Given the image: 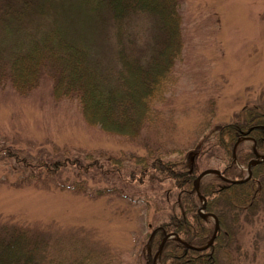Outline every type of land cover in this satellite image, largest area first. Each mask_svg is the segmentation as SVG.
<instances>
[{"label":"rangeland","instance_id":"1","mask_svg":"<svg viewBox=\"0 0 264 264\" xmlns=\"http://www.w3.org/2000/svg\"><path fill=\"white\" fill-rule=\"evenodd\" d=\"M180 1L183 56L157 104V122L137 139L89 125L75 100L55 98L48 76L26 95L10 83L0 87V226L63 237L68 255L78 253L75 242L86 238L110 248L119 264H146L145 237L153 228L148 223L169 211L178 194L169 176L148 165L149 148L151 157L191 164L198 174L224 168L214 148L218 126L243 107L264 102V0ZM109 15L105 23L97 21L84 0H43L27 25L38 36L61 26L96 45L104 62L115 59L120 45L152 39V17L130 15L120 23ZM2 29L0 53L17 40ZM7 149L32 163L6 157ZM38 161H63L64 167L48 174L35 167ZM236 227L237 240L221 253L222 264H264V213L254 224L241 218Z\"/></svg>","mask_w":264,"mask_h":264},{"label":"trees","instance_id":"2","mask_svg":"<svg viewBox=\"0 0 264 264\" xmlns=\"http://www.w3.org/2000/svg\"><path fill=\"white\" fill-rule=\"evenodd\" d=\"M84 1L95 12L97 21L104 23V16L109 14L120 23L121 18L130 15L152 17V39L136 47L120 45L115 59L104 62L96 45L73 37L61 26L46 30L43 36L29 29L27 21L37 14L43 0H0V26L17 39L0 53V87L10 83L16 92L26 95L48 76L55 98L75 100L89 125L137 139L157 122V104L167 96L183 56L181 1ZM118 38L116 34L115 42ZM248 140L253 141L250 147L244 144ZM153 148H149L145 160L148 158L153 170L164 172L174 181L178 194L169 211H164L155 223H148L153 228L145 237L146 264H154L163 238L170 233L184 242L167 239L157 264H222L221 253L233 248L240 219L254 224L264 213V162L253 165L251 178L239 182L246 172L234 159L236 154L237 162L247 167L256 157L254 148L264 154V102L243 107L231 122L218 126L214 148L225 164L221 170L224 178L211 174L200 181V193L206 199L204 211L215 214L220 223L218 235L206 249L190 248L205 246L215 230V222L199 212L202 199L195 188L199 171L179 160H165L159 155L153 158ZM8 149L6 157L18 159L24 166L32 163ZM198 150L201 155L203 150ZM74 161L70 165L80 164ZM35 167L54 174L63 169L64 162L38 161ZM82 239L75 242L78 253L72 256L65 253L62 244L67 240L63 237L55 238L52 233L23 225L3 224L0 264H119L110 248Z\"/></svg>","mask_w":264,"mask_h":264},{"label":"water","instance_id":"3","mask_svg":"<svg viewBox=\"0 0 264 264\" xmlns=\"http://www.w3.org/2000/svg\"><path fill=\"white\" fill-rule=\"evenodd\" d=\"M256 155H257V157H256L255 159H253V160L249 163V168H248V169H249V176H248V178L251 177V166H252L253 164H257V163H260V162H263V161H264V155H259V154H257V153H256ZM211 173L217 174V175H219V176H221V177L223 178V176L221 175V172H220L218 169H215V168H209V169L204 170L203 172H201V174L199 175V177H198V179H197V181H196V183H195V187H196L198 193H199V180L202 179L204 176H206V175H208V174H211ZM248 178H247V179H248ZM202 197H203V196H202ZM205 204H206V203H205V201H204V204H203V206H202L201 209H204V208H205ZM203 216H206V215H203ZM212 216H213V217L215 218V220H216V227H215V230H214L213 236H212L211 240L209 241V243H208L205 247H198V248H196V249L201 250V249L206 248L207 246H209L210 244H212V243L214 242V239L216 238V235H217V233H218V229H219V226H220V225H219V220H218L217 216H215V215H212ZM172 235H175V234H170V235H167V236L164 237V239H163V241H162V244H161V246H160V249H159L158 253L156 254V257H157V255L161 252V250H162V248H163V245H164L165 241H166L169 237H171ZM176 238H177L178 240L181 241V238H180L179 236L176 235ZM156 257H155V259H156ZM154 263L156 264V260L154 261Z\"/></svg>","mask_w":264,"mask_h":264}]
</instances>
